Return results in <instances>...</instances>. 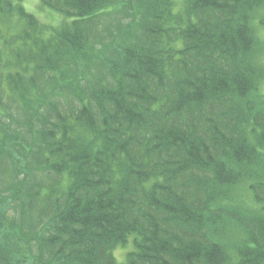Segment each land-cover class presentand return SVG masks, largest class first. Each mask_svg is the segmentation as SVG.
Returning a JSON list of instances; mask_svg holds the SVG:
<instances>
[{
  "label": "trees",
  "instance_id": "trees-1",
  "mask_svg": "<svg viewBox=\"0 0 264 264\" xmlns=\"http://www.w3.org/2000/svg\"><path fill=\"white\" fill-rule=\"evenodd\" d=\"M38 1L0 0V264H264V0Z\"/></svg>",
  "mask_w": 264,
  "mask_h": 264
},
{
  "label": "rangeland",
  "instance_id": "rangeland-1",
  "mask_svg": "<svg viewBox=\"0 0 264 264\" xmlns=\"http://www.w3.org/2000/svg\"><path fill=\"white\" fill-rule=\"evenodd\" d=\"M176 1H177V3L181 2V0H176ZM22 2L24 4V7L28 11L35 14L37 16V18L43 22L50 23V24H57L63 19V15L61 13H59L56 10H53V9H50L48 7L41 5L38 0H22ZM119 5H126V3H122ZM121 8H123V7L118 6L115 9H112L108 13V14H111L110 16L105 15L109 19V21H112V22H110V24L114 25L113 27H116V25H117V28H119L120 30L123 27H119V26L124 23L123 21H119L120 18H123V11ZM259 33H260V36L262 37V40L264 41V27L259 29ZM105 44L108 45V43H105ZM262 62L264 63V54L262 55ZM80 84L81 83H79V85ZM259 89H260L261 93H264V77H263V80H262V83H261ZM39 108L41 109V106ZM39 108H37L35 111L32 109H30L29 111L19 110L21 117L19 119H16V122H17V124L15 125V127H17L16 132L12 133V135L14 136V138H13L14 142L13 143H17L15 140H17L18 142H20V141L24 142L25 144H28L29 140H30V144L32 143L30 130L32 132H36V128L38 126V121H39L38 116H36V115H39L40 111L37 112L38 110H40ZM25 120H26V123L24 124ZM19 124L27 125L28 128L27 127L26 128L25 127H19L20 126ZM23 175L25 176V174H23ZM16 180H19V179H16ZM5 185L12 186V185H17V184L15 181H11V177H10L8 182ZM16 188H19V187L15 186V189ZM6 197H8V196L6 195V196L2 197V199H6ZM18 212L19 211H17V213ZM14 215H15V218L17 220L16 212ZM31 217H33L32 214H29V213L26 214L27 219L31 218ZM9 220H10V218H9ZM33 220H35V219H33ZM39 221L41 222V225H38V222L35 225H36V227L38 226V228H40V232L34 233L37 237L36 238L37 240L38 239L41 240L42 232H44L46 229V219L39 220ZM32 248H33V246H32ZM127 248H128L127 246H124V247L118 246L117 248L113 249V254L115 255L118 262L123 261L124 256H125L124 251ZM28 251L30 252V255L28 256L27 264H43L44 261H46V262L50 261V263H52V261H53V256H51L50 254H47L46 252H48V251L45 249L40 252L39 247L37 248L36 244L34 246L33 252H31V247H30V250L28 249ZM38 257H39L40 261H38Z\"/></svg>",
  "mask_w": 264,
  "mask_h": 264
},
{
  "label": "bare ground",
  "instance_id": "bare-ground-1",
  "mask_svg": "<svg viewBox=\"0 0 264 264\" xmlns=\"http://www.w3.org/2000/svg\"><path fill=\"white\" fill-rule=\"evenodd\" d=\"M109 22H112V21H109ZM46 23V22H45Z\"/></svg>",
  "mask_w": 264,
  "mask_h": 264
}]
</instances>
